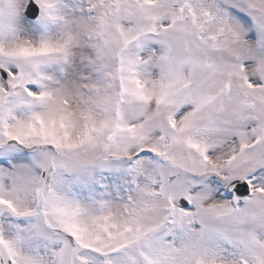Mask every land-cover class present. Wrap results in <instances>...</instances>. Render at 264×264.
Segmentation results:
<instances>
[{
  "label": "snow or ice",
  "instance_id": "snow-or-ice-1",
  "mask_svg": "<svg viewBox=\"0 0 264 264\" xmlns=\"http://www.w3.org/2000/svg\"><path fill=\"white\" fill-rule=\"evenodd\" d=\"M0 264H264V0H0Z\"/></svg>",
  "mask_w": 264,
  "mask_h": 264
}]
</instances>
